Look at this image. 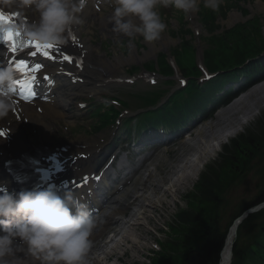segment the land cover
<instances>
[{
  "label": "rangeland",
  "instance_id": "1",
  "mask_svg": "<svg viewBox=\"0 0 264 264\" xmlns=\"http://www.w3.org/2000/svg\"><path fill=\"white\" fill-rule=\"evenodd\" d=\"M202 1L203 0H200V2ZM107 6H108V10H105V12L106 13L112 12V8L109 7V4ZM230 7H232V9L228 12L227 17L225 19H219L218 28H221L220 30H224V32H227L233 27L244 25V28H243L244 36L241 37L240 40H244V41L246 40L248 41L250 45L253 44L255 45V47L257 45V48H261L264 43V0H249L246 2L239 3V4H232ZM158 10H160L159 11L160 14L165 15V18L161 17V19L167 23V27H166V30L161 35L168 37L170 39V47L157 50L156 52L153 53L152 56L146 59H140V57H144L143 55L145 51L149 49V45H147V43L144 42V44H142L141 42L140 43L135 42V44H138V45L135 46L133 49H129L128 38L123 36L122 34L117 33V35L119 36L116 37L115 32L111 33L107 31L106 35L102 36L101 29L99 25H97V23L95 25L88 26V27L87 25L83 24L84 25L83 26L84 32H82L83 38L91 42V45H94L95 47H97V49H95V53L101 56L102 60L106 59L107 62L111 63V61H115L116 59L115 57H121V56H122L121 58H124L125 60H127V58H130L131 56H133L135 51H137L136 54L138 55V59L135 58L136 59L135 61L128 62L124 67L125 71L124 72L120 71L121 73L119 74V76H123L124 74H127L128 71L131 72V69L134 70L135 68L139 67L140 68L139 73L135 75L133 74L134 75L133 78H137V76H139V78H137L136 83L134 82V84H127V85L123 83L122 84L116 83V84H113V86L109 85L108 87L104 89V93L107 91L108 94H104L103 96H106L109 94H112L115 96L119 92V90H124V91L129 90L130 91L131 89H133L134 91H137V93L139 94L140 92L142 94L147 93L151 89V87L143 79L144 69L142 68V66L149 64L151 61H155L158 58V55L160 53L164 54L163 55L164 60L166 61L168 65L171 66L169 60L172 61L173 58L171 57L169 58L170 53H172L174 49H177L182 45L181 43L183 39L188 38V37H185V34L182 33V30L184 29V25H181V24L184 22L187 26L186 30H190L192 32L191 35L194 37V39L191 37L192 46L186 47L184 51L183 49H180V51H183L182 52L183 54L180 55V58L174 56V59L176 61L179 60L180 62H183V59H185L188 63L189 61L188 58L190 57H191L190 58L191 60L194 58V61H195L196 60L195 53L197 52L196 46L198 49V54L200 56L201 53L205 51L209 45L210 46L213 45V42H212L213 40H209L207 37L205 39V36L207 35V31H205L204 26L201 24L198 18V12L200 11V9L199 11L187 17L186 16L183 17L184 13L182 11L181 12L175 11V13H177L176 15H179L178 21L180 24L177 21H174L175 13L173 11V7L171 6L167 8L159 7ZM184 18H185V21H183ZM195 26L198 27L197 30H195ZM171 30H173L174 32H172ZM218 33H221V31H219ZM137 38H141V37L137 36ZM158 42H159V39L157 41H154L155 44H158ZM109 43L110 45L108 46L107 44ZM125 43L127 44L125 45ZM194 50L196 52H194ZM122 53H125V54L123 55ZM95 57L98 58V56L93 55L92 57L93 63H97V59H94ZM170 77H172V75ZM174 81L175 82H173L171 89H175V91H177L180 89L179 82L177 78H175ZM97 82L99 81L97 80ZM165 82H166V79L164 80L158 79L157 85H160V89L164 88L163 84H165ZM262 85H264V83ZM257 87H254L253 89ZM251 91L253 90L248 91L246 95L251 93ZM246 95L242 99H244ZM233 105L234 104H232L231 106ZM84 110L82 109L77 110V105L74 102L69 107L66 108L65 115H68L71 118H76L77 120L82 122L80 123V126L84 128H88L89 120H90L88 116L89 112L84 113ZM229 110L230 108L226 112H228ZM242 110L243 112L237 115L236 117L231 116L230 120H241L242 124L240 125L237 124L232 130V133L228 137L222 138L221 143H220L222 144V147L223 145H227L228 142L232 140V136H236L240 133H243L241 132L243 129L245 133H249V134L258 133L259 130L261 129L262 122L264 121V101L262 100L259 102L257 110H254V108L251 109L250 106H246L242 108ZM140 112H143V110H141ZM140 112H137V113L140 114ZM137 113L130 112L129 115L123 118V120L125 121V119H128L129 116L134 117L135 115H137ZM217 117H218V114L216 113L213 116L212 120L206 123H203L201 125L199 124L198 127L191 130V132L195 133L196 131L202 128L205 129L206 127L216 128L220 126L221 123L219 121V117L218 118ZM85 118L87 119L85 120ZM65 120H69V119H65ZM65 120H61V122L55 123V126L57 127L61 124L60 125L61 127L63 126L69 129L70 131L71 127L65 124L64 122ZM246 121H249L250 123L245 125ZM116 126H118L119 129L124 127V125L121 123ZM221 126H225V125H221ZM60 132H61L60 130H56L57 135H59ZM66 136L69 137L70 134L66 133ZM109 136L110 135L103 137L105 138L106 143L110 139ZM198 140L192 141L191 144L188 143L183 146H180L178 150H176L175 154L170 155V157L169 156L166 157L160 162V165L157 166L158 169L159 167H161L162 174L159 177H156L155 180L157 182L162 180L166 183L165 186L163 184L161 185L163 192L168 191L166 189L167 186L169 185L167 179L173 173L177 172L178 166H182L183 163L185 164L186 163L185 161L187 159L195 161L198 158V156H196V154L192 152L191 150L192 146L196 145L197 142H199ZM212 141L214 142L212 144L214 145L218 144L217 141L211 140V142ZM208 145L205 144V146H208ZM257 148H259V144H257L254 149L251 148L253 150V153L256 151ZM213 150H214L213 148L210 149L204 157L205 158L208 157ZM244 151L246 152L245 154H249V151L247 150L246 147ZM263 151H264V146H263ZM234 154H235L234 159L232 160V162L230 161L231 164L234 166L233 171L237 173L234 176V180L228 183V179L230 180L232 178L230 176V173L226 171V169H228L229 167L228 166L229 162H224L226 163V165H222V167L219 166L218 168H216L214 174L216 175L217 172L218 174L222 172L223 175L227 173L226 176H224V179L225 178L226 179L218 180L216 184L218 187H215V190H214V194L217 200L208 201L207 207H206V210L209 212L210 221L215 219L217 223L220 224L221 231L223 230L224 232L230 231L231 227L235 223L234 221L238 217H242L243 219L244 218L248 219L247 216L244 217V216H241V214L239 215V213L241 212V209L245 207L246 205H251L252 203H254L257 200V197L262 193V191H264V154H260V156L258 157L254 156L252 158L250 157L253 156V154H251V156L249 154L248 155L249 158L247 156L245 157L246 162L243 159H241V157L239 158L238 151L237 153L235 152ZM171 156L174 158L171 159ZM205 158L201 159L202 162L203 160L205 162ZM215 161L219 162V159L215 157L211 160L210 163L215 162ZM218 162H215L211 166H208V167L211 168L214 165L217 166ZM199 164H197L196 167L198 168L197 170H195V173L193 174V176L189 178V181L186 184L183 183L181 186H178L179 187L178 191L172 192V193L171 191H168L169 193L167 195H165L164 193L160 195L157 194V197L162 196L164 198V200H162L163 202L161 203H165L166 205L167 204L168 205L165 206L163 210L156 208L157 212L156 213L154 212L155 217L150 218L151 221H150V224L148 223L146 225L147 228L145 227L144 229H141L143 237L147 239L146 241L142 240V243L138 245V249L140 252L134 254V251L130 250V252L124 256H123V252H121L120 255H117L119 257L122 256V259H120L121 261H116L117 256H114L110 260V263L108 264H150L151 262H154L153 264H157L158 262L159 264H161L163 262L162 259H168L167 264H182L181 258L183 256L185 257L187 250L189 248L191 249L194 243L195 245L199 243L198 234L200 233L203 226L205 225L204 223L206 220L205 216H202L201 218L200 215L196 213V215L198 216V220L191 223V225L188 228H185L186 224L181 222L180 217H179V214H180L179 211L182 210V208H180L177 203L178 199L181 200V202L185 200L182 202L181 206H186L188 203L187 199L189 196V192L194 191L193 190L194 185H196L197 183H200V181H202L203 179H206L204 178V174L206 173L205 169L207 168H204L203 170L200 171ZM207 165H210V164H207ZM196 176L198 177V180L196 179ZM219 178L220 177H218V179ZM220 188L224 189L223 192H221ZM172 196L175 197V201H174V198L172 199ZM201 196L200 197L198 196L196 198L201 199ZM223 196L225 197L226 201L224 200V198L223 199L221 198ZM205 201H207V199ZM190 209H191V206L188 211L192 212ZM261 211H258V213ZM195 212L193 210L194 214ZM251 212H254V211H251ZM258 213H255V214H258ZM134 214L137 216L140 215V211L136 207H134L132 215ZM251 215L252 214H250L249 216ZM247 222L248 223L246 225V228L243 229L239 233V235L241 234L243 238L242 244L244 245L245 249L247 247L248 241L253 240L254 237L259 234L260 228L263 227V225H261L263 222L259 220L258 221L248 220ZM177 230L179 231L181 230L182 233L180 234L176 233ZM184 233H187V234L185 235ZM237 237L239 238L238 235ZM157 242L162 243V247L164 246L166 252L164 251L162 252L160 245L155 252L153 251L154 249L152 248L154 245L157 244ZM172 245L174 246L171 247ZM107 246H108L107 251H111L112 247H114V243L109 244V245L107 244ZM93 262L94 260L89 261V263L91 264H94Z\"/></svg>",
  "mask_w": 264,
  "mask_h": 264
},
{
  "label": "clouds",
  "instance_id": "2",
  "mask_svg": "<svg viewBox=\"0 0 264 264\" xmlns=\"http://www.w3.org/2000/svg\"><path fill=\"white\" fill-rule=\"evenodd\" d=\"M112 8V31L135 47L160 39L166 29L158 8L169 6L187 17L199 11L200 0H107ZM222 0H203L216 12ZM88 0H0V32L42 46H63L70 28L83 23ZM16 69L0 64V119L14 107ZM97 220L86 203L71 193L59 196L51 188L35 187L17 193L0 189V264L24 252L41 264H85Z\"/></svg>",
  "mask_w": 264,
  "mask_h": 264
},
{
  "label": "bare ground",
  "instance_id": "3",
  "mask_svg": "<svg viewBox=\"0 0 264 264\" xmlns=\"http://www.w3.org/2000/svg\"><path fill=\"white\" fill-rule=\"evenodd\" d=\"M95 3L99 4L98 0H88V6L85 7L83 13L81 14V19L83 23L87 25H95L94 23L97 22L100 26L102 36L106 35L107 31L114 33L112 31V24L110 23V17L112 12L108 14L102 12V14H99L97 12L98 8ZM103 9L106 10V6ZM196 28L198 27L196 26ZM82 31V25L70 28L68 30V33L66 34V38L69 40V43L66 47H62L73 52L77 63H81V61L83 62V67L81 71L78 70V68L74 64L73 66H68V69L69 71H73L76 77L83 78V82L86 84V86L81 88L80 83L75 84L72 81V78L69 80L65 79L63 74H60L58 72L60 66H64V64H62L61 62L57 63L56 65L52 64L51 62H48L44 64V68L52 72L54 78L58 81V83L62 82L63 84L49 88L50 93L46 102H37L34 107L19 106L21 108L23 117L26 118L29 125L31 126V131L38 124V128L39 126H42V134L45 137H49V134L53 132V123L48 122V120L55 122L62 118V115H59L56 112V109L58 107L63 106L65 108L67 106L66 102H70L71 100L73 101L75 98L83 97V95L85 94L84 92H88L89 94H92L94 92L92 89L94 87V82H97V80L93 81V79L98 78L99 75L94 71H89L86 65L90 64L89 58L95 54L94 49H96V47L89 46L86 40L78 41V38H81L80 35ZM77 44H80L79 48L77 47ZM147 44L149 45V49L145 51L143 55L144 57H140V59L149 58L157 50L169 48L170 39L161 35L158 44H155L154 42ZM136 52L137 51H135L133 56L127 58V60L121 58L122 56L115 57V61H111V63L107 62L106 59L102 60L100 58L97 63V66L101 71L103 70V72H106L107 74H116L119 71H123V68L128 62L135 61L136 59H138V55L136 54ZM178 76H180L179 72ZM248 85H250V83L247 84V86ZM252 90L253 91L247 94L244 99L235 102L228 112L224 111L220 114L219 121L221 125L225 126L220 125L216 128L206 127L205 129L202 128L201 130L197 131L198 135L190 141H197L199 139V142H197V144L192 146L191 148L192 152H194L196 156H198V159L197 161L187 159L185 161V164L183 163L182 166H178L177 172L173 173L167 179L169 185L166 189L168 191H171V193L176 192L179 189L178 186H181L183 183L186 184L189 181V178H191V176H193V174L195 173V170H197L198 167L196 166L199 161H202L201 159L204 158L210 148L215 146L214 144H212L214 142H211V140L217 141V143L220 144L222 138L228 137L237 124H242L241 120H230L231 116L236 117L237 115L243 112L242 108L246 106H250V108H254V110L258 109L259 102L262 100L264 101V85L258 86L257 88ZM38 107L41 108L42 113L38 111ZM12 115L13 112L11 110L6 117L0 119V123L2 125L1 127L8 130L9 138L16 141L17 145L14 146L13 142L8 145L6 142L1 141L0 147L5 148L6 151L4 152L5 156L1 157L0 161L7 157L6 154H9V151H12L14 153L16 152V155H18L25 152L26 150H29V148H35L37 146L39 147L40 145L46 147V151L48 153L52 152L49 148V144H47L46 141L42 139V136L39 137V132H37V130L36 134L30 131L28 133L19 134L17 138V130L15 126L18 124H13L14 121L12 119ZM205 144L209 145L205 146ZM8 146L11 148L10 150ZM83 146L85 147L86 152L91 154L89 160L87 159L88 162H86V164L79 162L77 164V170H75V167L73 165H69V167L71 171H78L81 169V172L92 173V171L94 170L92 160L97 154V149L94 148L88 142H85ZM72 149L70 150V153L74 155L75 152ZM65 154L68 155L67 152ZM155 177H157V172L151 171L146 182H144L143 180L137 181L134 184L133 191H125L122 194L123 198L128 197L126 201L129 202H127L128 205L126 207V210L130 211V208L134 206L140 211V215L142 216H140L139 214V216L131 214L132 216L129 221H124L122 219L121 222L119 216H121V214L125 212V210L118 211L117 208L112 209L111 213L107 214L106 216L104 215L102 221L98 224L99 226H97L93 231V234L91 236L92 247L89 249L85 259L88 260L90 258H95L94 264H108L114 256L120 255L121 252H123V256L128 254L130 250L134 251V254L140 252L138 249V245L142 243V240L146 241L147 239L143 237L141 229H144L145 227L147 228L146 225L148 223L150 224V218H154L155 213L157 212L156 208L163 210L164 207L168 205H166L165 203H161L163 202L162 200H164L162 196L157 197V194L160 195L164 193L165 195H167L169 192H163L162 186L155 183ZM2 179L3 178L0 176V181ZM164 183L165 182L163 181V184ZM144 190L146 192L147 190L152 191L146 194V192L143 193ZM118 204H120V200L117 198H112L109 203V208L117 207ZM121 205L126 206L123 203ZM111 219V227L116 225L120 228L121 232H118L119 240L115 241L114 239L111 240L106 238L105 242V240H101V238L104 236L103 234L108 231V228H106L105 224L108 222V220ZM229 234L230 235L226 242L227 246L222 253V259L220 264H230V262L232 261V257L230 256V254L233 244L236 240L237 234L234 233V229H232ZM113 243L114 247H112L111 251H107V244L109 245ZM8 259L9 264H41L39 259L32 257L24 252H18L15 256L9 257ZM120 259H122V256L116 257V261H121Z\"/></svg>",
  "mask_w": 264,
  "mask_h": 264
},
{
  "label": "trees",
  "instance_id": "4",
  "mask_svg": "<svg viewBox=\"0 0 264 264\" xmlns=\"http://www.w3.org/2000/svg\"><path fill=\"white\" fill-rule=\"evenodd\" d=\"M244 26H239V28L232 33V35L229 36V39L227 41V36L221 37L220 39L217 38L218 46L216 48V53L214 56L209 60V64L211 65L213 71L217 70L216 67L217 62L220 61L221 64L229 63L226 67L228 68H237L241 65H245V62L250 59L252 56L259 55L264 50V43L261 48H250L247 44V41L240 40L241 37L244 36ZM254 46V45H252ZM218 52L217 57H221L219 61H215V56ZM258 71L254 72L257 73ZM253 72L250 70L247 72V75H253ZM210 89V88H209ZM190 99H186L185 109L192 106L194 109H200L201 106H204V99L198 100L196 98L199 97L201 94V88L200 87H194L193 91L191 92ZM178 110H182L181 107L176 106L175 107ZM184 109V110H185ZM183 110V111H184ZM239 141L246 143L248 146H242L243 143H240ZM258 141H264V121L262 122L261 129L258 133H253L249 135H244L240 140H233L232 141V147H229L227 149L228 156L226 159L229 162L228 169L230 173H233L234 166L231 164L232 160L234 159V152L238 151L239 158L245 159V157L250 154L252 151L251 148H254ZM245 147L249 151V154H245L244 151ZM251 147V148H250ZM237 153V152H236ZM251 155V154H250ZM231 161V162H230ZM208 178L205 181L204 188L202 191L201 199H195L192 203L194 207V212H190V215H185L186 218L184 219V223L188 224V226L191 225V223L198 220V216L196 213L202 216L206 217L205 225L203 226L202 230L200 231L199 235V243L195 245V243L192 245L191 249L187 250L185 257L183 256L182 264H219V253L223 248V244L226 237V232L223 230L221 231L220 224L217 223L215 219L210 221L209 212L206 210L207 202L212 200H217L214 190L216 187V182L218 181L217 177H214L215 174H208ZM215 180H214V179ZM203 197V199H202ZM207 199V201H205ZM264 201V191L257 197V200L252 203L251 205H246L241 209V212L246 210L248 207H251L253 205H257L259 202ZM241 212L239 214H241ZM248 220H259L262 221L263 227L260 228L259 234L254 237L253 240L248 241L246 249L244 248V245L242 244V236L239 235V238L236 242V247L234 249V261L233 264H264V210L259 212L258 214L251 215L244 223L243 226L240 228V232L243 229V227H246ZM173 247V246H171ZM176 248V247H175ZM163 262L161 264H167L168 259H162ZM159 264V262L157 263Z\"/></svg>",
  "mask_w": 264,
  "mask_h": 264
},
{
  "label": "snow or ice",
  "instance_id": "5",
  "mask_svg": "<svg viewBox=\"0 0 264 264\" xmlns=\"http://www.w3.org/2000/svg\"><path fill=\"white\" fill-rule=\"evenodd\" d=\"M75 39V38H74ZM8 42L9 47L15 52L17 50V48H22L25 46V43H27L28 46L32 47L34 49V51L32 52V55H43L45 58L47 59H51V60H55V56L52 54L51 51L53 49V46L48 45V46H42L38 43H28V42H24V41H20L19 43L17 42V34L12 33V32H0V42ZM62 57V61H67L69 63H73L74 62V57L68 55L67 53H62L61 54ZM61 61V62H62ZM83 66V62L81 61L79 67L82 68ZM43 66L41 64H36L31 71L35 72V71H39ZM16 70L20 73H26L27 71H29L27 63L23 60L17 61L16 63ZM31 79H35V77H31ZM45 80H48L49 78L47 76L44 77ZM17 83H19V81H17ZM22 88H24L25 90H27V83L22 84ZM0 136H7V133L3 130H0ZM88 177H85L84 180L85 182L87 181ZM98 179V177H97ZM75 183V182H74ZM78 186H82V185H78Z\"/></svg>",
  "mask_w": 264,
  "mask_h": 264
}]
</instances>
